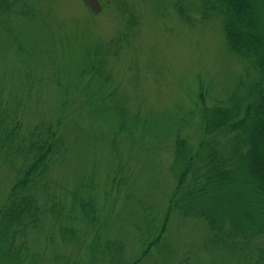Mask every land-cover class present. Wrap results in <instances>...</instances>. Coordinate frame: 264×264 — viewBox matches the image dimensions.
Instances as JSON below:
<instances>
[{"label":"rangeland","instance_id":"rangeland-1","mask_svg":"<svg viewBox=\"0 0 264 264\" xmlns=\"http://www.w3.org/2000/svg\"><path fill=\"white\" fill-rule=\"evenodd\" d=\"M26 1L30 17L0 24V99L21 106L29 126L62 124L66 145L51 165V192L68 204L70 191L89 186L102 215L110 216L112 236L134 261L145 249L138 232L146 228L144 217L155 219L152 229L164 221L177 134L193 144L204 138L201 88L208 105L225 100L247 78L246 66L228 49L221 21L202 20V0H182L193 24L180 17L179 0H99L98 12L86 0ZM102 43L108 82L91 78L86 66ZM124 105L138 121L119 132L116 111ZM16 176L0 162V206ZM57 230L51 219L34 230V251L48 248L51 256L47 238H57ZM167 236L171 264H246L213 241L203 220L173 215ZM255 243L264 244V236ZM56 244L62 254L78 249Z\"/></svg>","mask_w":264,"mask_h":264},{"label":"trees","instance_id":"trees-1","mask_svg":"<svg viewBox=\"0 0 264 264\" xmlns=\"http://www.w3.org/2000/svg\"><path fill=\"white\" fill-rule=\"evenodd\" d=\"M179 1L180 17L193 24ZM200 12L203 21H221L226 45L244 62L247 78L212 105L201 88L204 138L193 144L177 134L169 165L174 189L162 225L152 229L155 219L145 216L146 228L138 227L145 245L140 256L127 259L126 243L112 236L110 216L102 215L89 186L70 191L68 204L51 192V165L66 145L62 124L40 120L29 126L21 106L0 99V162L17 175L0 206V264H171L175 254L167 231L173 215L205 221L215 243L246 264H264V244L255 243L264 236V0H202ZM32 14L26 0H0L2 26ZM103 44L90 51L86 66L91 78L108 82ZM133 120L138 117L131 118L124 105L116 111V130H129ZM49 219L58 227V237L47 238L51 256L48 248L34 251L30 242ZM56 240L76 246V254L58 252Z\"/></svg>","mask_w":264,"mask_h":264},{"label":"water","instance_id":"water-1","mask_svg":"<svg viewBox=\"0 0 264 264\" xmlns=\"http://www.w3.org/2000/svg\"><path fill=\"white\" fill-rule=\"evenodd\" d=\"M92 6L93 11L98 12L101 9L99 0H87Z\"/></svg>","mask_w":264,"mask_h":264}]
</instances>
